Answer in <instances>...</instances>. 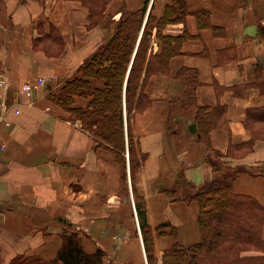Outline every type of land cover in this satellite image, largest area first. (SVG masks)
<instances>
[{
  "label": "crops",
  "instance_id": "obj_1",
  "mask_svg": "<svg viewBox=\"0 0 264 264\" xmlns=\"http://www.w3.org/2000/svg\"><path fill=\"white\" fill-rule=\"evenodd\" d=\"M97 1L0 0V77L8 79L9 97L21 101L10 124L0 125V264L55 259L67 230L77 232L84 252L101 249V264H147L130 176L131 198L121 192L114 152L96 146L80 121L47 98L109 41L123 10L144 9L140 35L152 17L149 52L160 49L158 30L181 39L167 70L147 77L150 103L131 119L140 163L134 186L153 230L156 264L174 243L157 225L175 227L184 247L200 240L198 205L184 197L189 184L201 186L215 175L209 148L245 169L234 191L264 205V141L249 145L245 124L248 111L264 106L254 86L258 69L264 71V0ZM165 12L169 21L159 23ZM190 70L198 76L193 90ZM37 77L47 79L44 88L20 92ZM75 104L86 99L76 97ZM197 106L207 108L213 126L202 129ZM126 167L130 175L129 158Z\"/></svg>",
  "mask_w": 264,
  "mask_h": 264
},
{
  "label": "trees",
  "instance_id": "obj_2",
  "mask_svg": "<svg viewBox=\"0 0 264 264\" xmlns=\"http://www.w3.org/2000/svg\"><path fill=\"white\" fill-rule=\"evenodd\" d=\"M92 1L95 4L99 2ZM143 14L144 9L134 12L123 10L109 41L78 68L77 76L65 80L58 91L48 92L47 98L68 112L72 120L80 121L81 127L94 136L96 146L114 152L122 167L121 190L128 181L125 156L128 152L129 176L147 264H156L153 230L147 224L142 198L134 186L135 172L140 163L131 119L135 112L143 111L150 103L143 89L147 77L167 70L170 59L181 53V39L164 35L158 30L156 38L160 49L155 53L149 52L152 17H149L140 35ZM168 21V13L165 12L159 23ZM260 33L264 39V26H260ZM189 74H192L193 90L198 76L196 70H190ZM96 81H100L101 85H94ZM254 86L264 94L263 69H258ZM185 96L191 101L194 94L190 89ZM76 97L85 98L86 104L76 105ZM206 112L207 108L196 107L195 117L202 129L213 126L212 118ZM245 124L252 135L249 145L256 138L264 140V106L248 111ZM197 133L200 138L204 135L202 130ZM209 149L208 162L215 175L198 187L188 183L189 193L184 197L185 200L196 201L198 205L200 240L184 247L176 241L175 227L168 223L157 225L155 230L158 234H168L174 239L172 247L162 255V264H264V205L253 196L234 191L233 183L238 173L245 169L226 164L220 160L221 155L217 151ZM140 155L144 158V153ZM165 192L168 197L175 198L173 191ZM251 249L261 254H241ZM103 255L101 249L93 253L84 252L77 232L67 230L55 259L44 261V264H101Z\"/></svg>",
  "mask_w": 264,
  "mask_h": 264
},
{
  "label": "built area",
  "instance_id": "obj_3",
  "mask_svg": "<svg viewBox=\"0 0 264 264\" xmlns=\"http://www.w3.org/2000/svg\"><path fill=\"white\" fill-rule=\"evenodd\" d=\"M47 85V79L44 77H37L34 81L23 83L20 86V92L32 93L39 89L44 88ZM9 85L6 77H0V125L8 126L10 120L8 118L9 113L18 114L20 112L21 101L18 99L13 100L9 97ZM5 144L0 143V149H4ZM128 158V152L125 153ZM130 180L128 178V184L130 186ZM134 207V204H133Z\"/></svg>",
  "mask_w": 264,
  "mask_h": 264
},
{
  "label": "rangeland",
  "instance_id": "obj_4",
  "mask_svg": "<svg viewBox=\"0 0 264 264\" xmlns=\"http://www.w3.org/2000/svg\"><path fill=\"white\" fill-rule=\"evenodd\" d=\"M62 85V84H61ZM59 89V88H58ZM58 89H57V91H58ZM56 91V92H57ZM22 93H24V94H31V93H25V92H22ZM257 139V138H256ZM259 139V138H258ZM261 140H263V139H261ZM264 141V140H263ZM128 184H127V182H126V184H125V186L123 185V187L124 188H122V194H123V196L125 195V196H127L128 197V195H130V198H131V194H130V187H129V189H128ZM132 205L134 204V202H132L131 203ZM263 237V236H262ZM259 251H254V250H247V251H242L241 252V254L242 255H251V254H254V255H257V254H261V252H259Z\"/></svg>",
  "mask_w": 264,
  "mask_h": 264
}]
</instances>
